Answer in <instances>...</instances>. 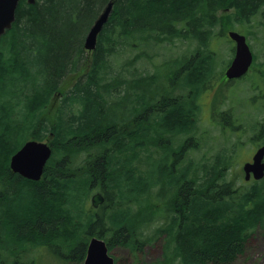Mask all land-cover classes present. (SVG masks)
<instances>
[{"label": "trees", "instance_id": "trees-1", "mask_svg": "<svg viewBox=\"0 0 264 264\" xmlns=\"http://www.w3.org/2000/svg\"><path fill=\"white\" fill-rule=\"evenodd\" d=\"M110 1L36 0L32 5L21 0L13 28L0 40L5 44H0V251L18 260L25 244L58 243L70 259L82 262L93 237L105 240L110 252L116 246L138 252L164 237L158 264L229 263L243 252L249 232L264 222V179L248 189L236 188L226 174L234 165L229 148L179 171L186 152L196 147L189 145L198 106L194 109L183 95L165 114L149 116L146 108L158 107L159 97L142 90L153 76L122 77L109 70L110 58L119 54L116 48H137L141 42L196 41V60L185 66L183 87L192 89L197 105L217 56L212 42L228 38L235 24L248 29L255 18L264 19V0H114V12L88 56L84 38L75 43L64 25L57 26L58 11L73 3L88 15ZM132 90L136 107L130 119H107L105 98L126 100ZM57 92L65 105L52 115L48 102ZM163 130L188 138L173 150L174 163L167 160L145 176L136 161L146 154L147 143L163 148L157 139ZM252 130L264 144V119ZM51 134L54 157L43 178L34 182L13 173L11 158L25 142ZM96 183L106 196L102 213L89 202ZM156 187L158 198L166 201L163 208L150 199ZM158 218L164 222L148 238L146 229Z\"/></svg>", "mask_w": 264, "mask_h": 264}, {"label": "rangeland", "instance_id": "rangeland-1", "mask_svg": "<svg viewBox=\"0 0 264 264\" xmlns=\"http://www.w3.org/2000/svg\"><path fill=\"white\" fill-rule=\"evenodd\" d=\"M71 4L72 6L68 5L66 11L61 10V13L58 11L61 17L57 26L64 25L69 33V38L75 43L84 38L85 48V39L89 32H86L87 28H89L90 23L97 20L106 5L100 11L98 6L96 10L91 12L92 14L85 15L82 14L83 11H80L79 7L73 3ZM97 10L99 11L98 14ZM70 15H72V21L68 19ZM232 30L247 37L255 56L253 68L243 78L232 81L226 80L225 72L235 56V44L229 38L222 36L212 42L211 48L217 56L210 66L213 68L210 84L202 89L200 101L197 103L199 107L197 110L196 133L193 132L194 141L189 145L190 147H196L189 148L185 155L184 165L179 164L178 169L180 171L184 167H196L199 162H209L220 150L229 148L231 149L229 151L232 154L234 165L227 171V179L236 181V188L248 189L256 180L246 181L243 167L260 148L258 143L263 144L260 139L254 138L257 133L252 130V126L264 119V19L261 17L255 18L248 29L244 25L235 24L234 27L228 29L227 33ZM2 42L3 40L0 41V44L4 47L5 44H2ZM138 44L140 45L137 48L133 45L116 48L119 54L111 56L110 65L112 67L109 70L128 79H132L135 74L144 77L147 75L153 76V83L142 91L157 95L159 98L166 96V99L171 102L174 98L181 100V96H188L190 88L183 87V84H185L183 77L175 80L174 74L175 72H181V76L184 75L186 71L185 64L191 61L190 58L194 56L193 53L198 43L194 40L183 39L163 43L153 41L151 45H146L145 42ZM87 52L86 55L90 56L91 52ZM137 55L143 57L134 61ZM131 60L132 62H130ZM70 75L73 76L75 73ZM134 92L133 90L130 91L131 97L126 101L125 97L120 96L119 100L123 104L117 103L119 102L118 99L106 97L104 103L107 104V119L118 116L117 120H120L123 119L122 115L124 118L127 115V120H129L136 107ZM193 95L192 93L191 97ZM140 96L144 98V93ZM129 101H131L130 104H128ZM127 109L128 112H126ZM217 111L219 114L216 113ZM148 115L150 116L149 113ZM234 119L238 121L234 122ZM220 120L226 126L225 129L220 124ZM168 132L163 130L164 136L157 137L159 143L162 142V149L156 150L147 143L146 149L148 150L146 154L136 161L138 167L143 169L145 176H150L152 172L157 171L167 160H169V163H174L176 157H174L173 150H176L177 145L188 138L187 135L177 136L174 132L172 134H168ZM235 144L237 145L234 146ZM83 159L84 155H81L77 163ZM99 185L102 187L101 183ZM157 191V187L153 189L150 199L163 208L166 201L158 198ZM93 194L94 191L90 195V203ZM146 198H149V196L144 199ZM132 206L135 207L136 205L133 204ZM101 208L98 209V213H102ZM161 222L163 223L164 220L158 218L146 229L148 238L154 236V231L161 225ZM80 237L81 239H79L82 241L84 236ZM164 243V237L158 238L147 245H143V249L138 252H133L130 248L116 246L111 250V256L114 257L116 264H158V261L163 260ZM21 249L18 260L11 257L8 251H0V264L1 262L2 264H84V260L80 262L78 259H70V252L58 243L39 248H35L31 244H25ZM225 264H264V222L249 232L243 252L236 256L233 261Z\"/></svg>", "mask_w": 264, "mask_h": 264}, {"label": "water", "instance_id": "water-1", "mask_svg": "<svg viewBox=\"0 0 264 264\" xmlns=\"http://www.w3.org/2000/svg\"><path fill=\"white\" fill-rule=\"evenodd\" d=\"M21 0H0V40L8 30H11L17 20V9ZM28 4H35L36 0H27ZM115 2L111 0L97 20L90 28L85 39V50L93 52L96 50L100 34L109 22L114 12ZM228 37L235 43V56L225 72L228 80H236L246 76L253 63L254 53L245 35L235 31H229ZM53 154L52 146L38 140L27 141L11 158L10 168L13 173L22 178L38 182L43 178L45 168ZM245 180L252 178L256 181L264 179V146L255 153L252 162L243 167ZM105 197L102 193L92 196L91 204L98 208L104 204ZM84 264H116L114 257L109 252L108 244L99 237H93L87 249Z\"/></svg>", "mask_w": 264, "mask_h": 264}, {"label": "flooded vegetation", "instance_id": "flooded-vegetation-1", "mask_svg": "<svg viewBox=\"0 0 264 264\" xmlns=\"http://www.w3.org/2000/svg\"><path fill=\"white\" fill-rule=\"evenodd\" d=\"M87 51V50H86ZM92 53V52H91ZM192 60H196V58H195V56H192V58H191V61ZM183 71V70H182ZM183 77V75L181 76V72H175V74H174V79L175 80H177L178 78H182ZM226 79V78H225ZM227 80V79H226ZM232 81V80H231ZM225 82V81H224ZM208 84H210V81H208V83H206V85H208ZM205 85V86H206ZM190 93H189V95H188V98H189V100L192 102V107L194 106V109H196L197 108V105L195 104V100L191 97L192 96V93H193V91H192V89H190V91H189ZM63 97H62V95H61V93H59V92H57V93H55V94H53V96H51L50 97V99H49V102H48V110H49V112L53 115V114H55V112H57V111H60L61 110V108L65 105L62 101H63ZM179 98H174L173 99V101L171 102V101H168L167 99H166V96H164V97H160L159 98V106L158 107H153V106H151V105H149L147 108H146V111L149 113V114H152V113H154L155 111H158L159 112V114L160 115H162V114H165V111L166 110H168V107H169V105L170 104H172V103H176V104H178V102H179ZM180 102H181V100H180ZM195 104V105H194ZM66 105H69V101L66 103ZM74 106H77V102H74ZM198 107H199V104H198ZM74 109H76V107L74 108ZM193 109V110H194ZM67 112H69V109H67L64 113L66 114ZM217 114H219L218 113V111L216 112ZM70 114V113H69ZM196 114H197V112H196ZM54 138V136H53V134H51L50 136H49V138H45V139H43L42 140V142H46V143H48V144H50L51 145V141H53L52 139ZM30 140H35V139H30ZM29 141V140H28ZM38 141H41V140H38ZM26 143V142H25ZM52 146V145H51ZM258 146L259 147H261V146H264V144H260V143H258ZM52 149H53V154H52V157H51V159L49 160V162L52 160V158L54 157V147L52 146ZM253 159V158H252ZM250 160L249 162H252L253 160ZM49 162L47 163V165L49 164ZM59 163V162H58ZM47 165H46V167H47ZM21 177V176H20ZM93 191H94V194L95 193H102L103 195H104V197H105V202H106V196H105V193H104V191H102V187L99 185V183H96V185H95V187H94V189H93ZM93 194V195H94ZM92 195V196H93ZM91 199H92V197H91ZM91 204V203H90ZM105 204V203H104ZM104 204H102V205H100L98 208H95V209H99L100 207H102ZM89 244V243H88ZM87 249H88V245H87V247H86V254H87ZM86 256V255H85ZM86 258V257H85Z\"/></svg>", "mask_w": 264, "mask_h": 264}, {"label": "bare ground", "instance_id": "bare-ground-1", "mask_svg": "<svg viewBox=\"0 0 264 264\" xmlns=\"http://www.w3.org/2000/svg\"><path fill=\"white\" fill-rule=\"evenodd\" d=\"M177 61V60H176ZM196 64V63H195ZM186 65V64H185ZM191 66H193V65H191ZM191 68V67H190ZM192 71V70H191ZM124 97V96H123ZM101 98V97H100ZM119 98V97H118ZM122 99V98H121ZM126 101V100H125ZM124 101V102H125ZM119 102H120V100H119ZM123 102V101H122ZM116 105V104H115ZM118 105V104H117ZM122 106V105H121ZM114 110V109H113ZM55 174V173H54Z\"/></svg>", "mask_w": 264, "mask_h": 264}]
</instances>
